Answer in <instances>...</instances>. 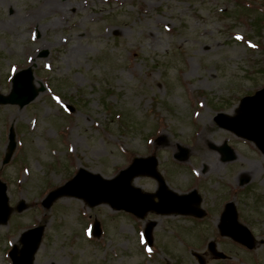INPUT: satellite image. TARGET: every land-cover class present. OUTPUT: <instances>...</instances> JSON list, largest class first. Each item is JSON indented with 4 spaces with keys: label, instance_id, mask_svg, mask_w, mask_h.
Instances as JSON below:
<instances>
[{
    "label": "rangeland",
    "instance_id": "obj_1",
    "mask_svg": "<svg viewBox=\"0 0 264 264\" xmlns=\"http://www.w3.org/2000/svg\"><path fill=\"white\" fill-rule=\"evenodd\" d=\"M243 1L57 0L66 9L51 11L46 0H0V93L8 94L13 72L29 65L46 87L24 107L0 105V179L14 207L0 224V264H12L8 251L36 225L44 235L32 264H200L192 251L206 264H264V156L214 120L219 112L234 115L241 97L264 86V0H245L254 10ZM258 4L263 10L256 11ZM43 48L49 55L40 58ZM12 125L17 147L4 165ZM200 133L214 147L231 139L242 157L220 162L209 142L196 141ZM181 147L188 155L178 161L173 155ZM151 154L175 190L194 186V173L206 167L203 205L234 200L255 248L221 237L214 217L139 219L75 197L42 206L47 192L81 166L111 178L133 157ZM243 170L246 195L231 185L239 188ZM134 185L158 186L148 176ZM21 200L26 208L19 212ZM95 219L99 237L91 234ZM149 220L157 223L152 247L143 237ZM211 239L229 259L210 256Z\"/></svg>",
    "mask_w": 264,
    "mask_h": 264
},
{
    "label": "water",
    "instance_id": "obj_2",
    "mask_svg": "<svg viewBox=\"0 0 264 264\" xmlns=\"http://www.w3.org/2000/svg\"><path fill=\"white\" fill-rule=\"evenodd\" d=\"M48 51L42 52L46 56ZM44 87L36 89L33 84L31 69L18 72L13 79V87L8 95L0 94V103L19 104L21 107L33 100ZM237 115L219 113L216 120L222 126L228 127L256 142L259 148L264 151V88L257 91L254 95L242 99L241 105L237 110ZM15 133L11 128L8 150L4 158V163L8 162L15 149ZM180 156H184V153ZM231 156H229L230 158ZM157 158L150 156L147 158H135L133 163L122 170L112 179L103 178L100 174H94L84 168H80L78 173L63 186L51 191L43 201L44 206L50 207L52 202L62 196H75L84 199L88 205L95 206L100 203H108L114 209L130 211L143 218L148 211H156L161 214L170 213H193L203 215L196 210L200 197L196 193L189 195H178L169 190L162 176L157 170ZM150 175L157 178L159 190L156 193H146L141 188L132 184L135 177L139 175ZM7 186L0 181V224L7 223L11 207L8 205ZM158 197V201H155ZM18 210L25 208L24 202L18 205ZM156 223L151 221L145 230V236L149 244H152V229ZM220 228L223 235H230L234 239L253 248L256 244L254 236L249 229L240 224L237 220L236 210L232 203L227 205L226 211L222 216ZM43 226L30 229L23 233L21 237L22 247L17 246L11 251L14 264H32L34 254L37 251L42 234ZM95 236L101 233L99 222H95ZM210 250L217 256L223 257L224 254L217 252L215 242H210ZM200 258V255H198ZM202 263H204L202 261Z\"/></svg>",
    "mask_w": 264,
    "mask_h": 264
},
{
    "label": "bare ground",
    "instance_id": "obj_3",
    "mask_svg": "<svg viewBox=\"0 0 264 264\" xmlns=\"http://www.w3.org/2000/svg\"><path fill=\"white\" fill-rule=\"evenodd\" d=\"M44 3L47 4V6H49V9L51 11H57V10L61 11V10H65L66 9L63 5H61V3L57 2V0H46V2H44ZM44 8L45 7H44V4H43V7L40 8V9L38 8V9L41 10V9H44ZM31 14H33V12ZM33 15L37 16L38 15V11H36ZM205 138H206V135L202 134L199 137V139H198L199 144L201 146H203V147L205 146V143H202V140H204ZM210 154H211L210 152H207L208 157H210ZM214 165H218V164L214 163Z\"/></svg>",
    "mask_w": 264,
    "mask_h": 264
}]
</instances>
